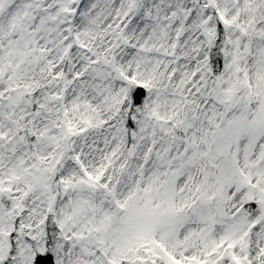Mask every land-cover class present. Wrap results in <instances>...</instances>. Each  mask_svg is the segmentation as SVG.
I'll use <instances>...</instances> for the list:
<instances>
[{
    "label": "snow or ice",
    "instance_id": "1",
    "mask_svg": "<svg viewBox=\"0 0 264 264\" xmlns=\"http://www.w3.org/2000/svg\"><path fill=\"white\" fill-rule=\"evenodd\" d=\"M0 264H264V0H0Z\"/></svg>",
    "mask_w": 264,
    "mask_h": 264
}]
</instances>
